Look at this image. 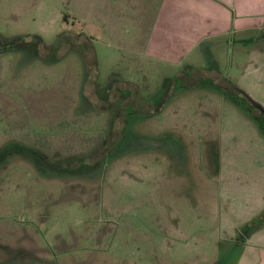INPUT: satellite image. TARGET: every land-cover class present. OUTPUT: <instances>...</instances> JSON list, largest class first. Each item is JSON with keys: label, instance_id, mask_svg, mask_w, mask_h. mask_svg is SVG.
I'll list each match as a JSON object with an SVG mask.
<instances>
[{"label": "rangeland", "instance_id": "374dc122", "mask_svg": "<svg viewBox=\"0 0 264 264\" xmlns=\"http://www.w3.org/2000/svg\"><path fill=\"white\" fill-rule=\"evenodd\" d=\"M160 1L0 0V264L225 254L230 242L215 241L228 216L220 182L241 169L222 156L233 130L249 139L233 154L257 151L244 167L264 168L258 126L230 96L264 109V43L253 41L264 29L171 60ZM201 82L222 92L184 90Z\"/></svg>", "mask_w": 264, "mask_h": 264}, {"label": "crops", "instance_id": "0c3cea01", "mask_svg": "<svg viewBox=\"0 0 264 264\" xmlns=\"http://www.w3.org/2000/svg\"><path fill=\"white\" fill-rule=\"evenodd\" d=\"M159 10L167 21L163 23L168 37L164 48L166 57H171V60L189 55L203 39L207 41L209 37H222L231 30H257L259 33L264 29V0H161ZM253 41L258 46L264 43L259 39L257 42ZM242 120L246 125H251L252 121L246 115H243ZM258 132L255 129L256 135H261L264 140L263 135ZM231 134L238 139L231 142V147L244 145V141L249 140L245 138L248 133L245 135L243 128L241 131L233 130ZM231 147L229 154L226 150L223 153V160L232 158L235 161L239 158L241 169L236 168L231 174V183L230 180L223 179L220 182L222 199L219 201L227 205L228 216L222 214L221 225L216 233L218 240L215 241L219 242L218 251L222 250L220 243L223 240L230 244L224 247V255L218 252L213 264L226 261L229 252L231 256L226 264H264V168L255 166V171L249 172L251 170L244 167V160L262 156L257 151L248 149L233 154ZM250 174L253 175L252 179L246 177ZM249 182L254 185L250 186ZM249 227L250 230L245 231Z\"/></svg>", "mask_w": 264, "mask_h": 264}, {"label": "trees", "instance_id": "16d2710c", "mask_svg": "<svg viewBox=\"0 0 264 264\" xmlns=\"http://www.w3.org/2000/svg\"><path fill=\"white\" fill-rule=\"evenodd\" d=\"M198 70V69H197ZM203 86H210L221 91V88L213 83L204 82L202 83ZM232 101L239 106L251 120H253L261 132L264 133V109L254 102L248 95L242 93H231L230 94ZM258 114V116H257ZM250 230V227L246 230Z\"/></svg>", "mask_w": 264, "mask_h": 264}, {"label": "flooded vegetation", "instance_id": "af4514ba", "mask_svg": "<svg viewBox=\"0 0 264 264\" xmlns=\"http://www.w3.org/2000/svg\"><path fill=\"white\" fill-rule=\"evenodd\" d=\"M191 70H197L196 68H190ZM204 70V69H203ZM213 70H215V69H213ZM202 83H204V82H201L199 85H197V86H194V87H191V88H184V90H186V91H190V90H192V89H196L195 87H199V88H212V87H210V86H203L202 85ZM207 83V82H206ZM210 83H213V82H210ZM213 84H215V83H213ZM215 85H217V84H215ZM217 86H219V85H217ZM220 87V86H219ZM221 88V87H220ZM213 89H215V88H213ZM215 90H217V89H215ZM217 91H219V90H217ZM219 92H222V89H221V91H219ZM233 102V101H232ZM234 103V102H233ZM235 104V103H234ZM236 105V104H235ZM237 106V105H236ZM239 107V106H238ZM240 108V107H239ZM241 109V108H240ZM242 110V109H241ZM243 111V110H242ZM244 112V111H243ZM244 114L246 115V117H248L249 118V116L244 112ZM250 119V118H249ZM251 120V119H250ZM252 122H254L253 120H251ZM255 123V122H254ZM256 124V123H255ZM256 127H257V124H256ZM129 128V124H128V122L126 123V127H125V129L127 130ZM257 129L258 130H260L258 127H257ZM260 132V131H259ZM262 133V135L264 136V133L263 132H261Z\"/></svg>", "mask_w": 264, "mask_h": 264}]
</instances>
